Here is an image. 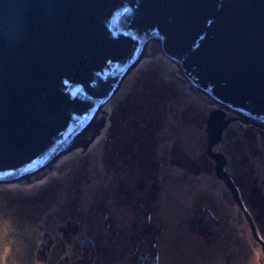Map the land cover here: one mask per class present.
I'll use <instances>...</instances> for the list:
<instances>
[{
    "label": "rangeland",
    "instance_id": "obj_1",
    "mask_svg": "<svg viewBox=\"0 0 264 264\" xmlns=\"http://www.w3.org/2000/svg\"><path fill=\"white\" fill-rule=\"evenodd\" d=\"M182 71L158 40H149L142 60L125 70L84 136L35 173L0 183V264H12L7 257L15 256V249L22 255L25 248L32 256L28 264H264V213L259 220L255 204L261 199L264 204V129L235 120L213 147L226 157L241 208L216 176L215 162L205 156L206 123L219 105ZM158 85L167 91L164 102H155ZM134 94L142 96L147 109L153 104L147 114L129 113L135 126L147 132L162 124L152 156L139 146L144 139L134 145L144 170L134 154L123 165L110 145V126ZM45 232L50 238L43 242ZM12 233H25L23 244L10 238ZM86 238L93 247H83ZM105 249L112 255H102Z\"/></svg>",
    "mask_w": 264,
    "mask_h": 264
},
{
    "label": "water",
    "instance_id": "obj_2",
    "mask_svg": "<svg viewBox=\"0 0 264 264\" xmlns=\"http://www.w3.org/2000/svg\"><path fill=\"white\" fill-rule=\"evenodd\" d=\"M151 39L219 105L206 155L243 208L213 147L235 120L264 129V0H0V183L69 150Z\"/></svg>",
    "mask_w": 264,
    "mask_h": 264
},
{
    "label": "trees",
    "instance_id": "obj_3",
    "mask_svg": "<svg viewBox=\"0 0 264 264\" xmlns=\"http://www.w3.org/2000/svg\"><path fill=\"white\" fill-rule=\"evenodd\" d=\"M150 89H151V86H150ZM172 90L173 89H170L171 95H172V92H171ZM153 95L155 98V102H158V100H159V102H161V101L164 102L165 101L164 99L167 97V91L163 87H161V85H158L155 88ZM173 96L174 95H172V97ZM141 99H143L141 95L134 94L129 99V102L127 104H123L121 106L120 116H118L115 120H113L112 125L110 126V128L112 130V140H111L110 145H111L113 156H115V158H119L123 162V165L127 166V158H129V157L132 158V156L134 154V157L139 161L138 164H139L140 168L144 170V169H146V166L144 164L143 159L140 156H138L137 153H133L134 152V145L136 144L138 138L144 139V143L139 144V146H141L142 150H144V151L147 150L145 148V146L148 147L149 150H147V151H150V156H152L154 154V145H155L154 143H155L156 133H157L158 129L162 126V124H160L157 128H156V126L155 127L149 126V130L147 132L142 131L139 126L138 127L135 126V124L133 123V119L130 117L129 113L131 114L133 112L135 113V112H141V111L145 110L146 114H147V112L152 110L151 106L153 104L150 105L149 106L150 108L148 107V109H147L146 105H143L144 102ZM152 121L154 122L153 119H152ZM159 122H161V121L158 120V121H155L154 123H159ZM261 135H264V133H261ZM252 137L253 136H251V138ZM145 144H147V145H145ZM178 146L179 145L175 146V149H174V153L176 155H178V153L180 154V150H178ZM123 150H125L126 152H124ZM126 154H127V156H126ZM205 156H207V155H205ZM207 158H209V157H207ZM199 165H201L203 168H206L203 165V163H199ZM197 168H200V167H197ZM208 169L212 170V166L209 167ZM250 195L253 197V199H255V197L258 195L256 187L253 188V190H250ZM255 204L259 208V210H258L259 213H257V218L259 220H261L260 218L262 216V213H264V204L262 203V199H261V203H257L255 201ZM42 206H44V205H40L39 209L42 208ZM261 230L264 234V226H261ZM24 234L25 233H12L10 238L13 237L12 239H14L18 242L20 241V243L23 244V240L26 239ZM16 241H14L15 244H17ZM12 246L14 249L15 246L14 245H12ZM96 247L101 249L99 244H98V246L96 244ZM62 250L58 249L59 252ZM14 253H15V256L13 254L12 257H10V256L7 257L8 262H9V258H10V261L12 264L13 263H15V264H28L29 256H31L30 248H25L22 255L19 253V250H16V249L14 250ZM102 255L109 257L112 255V253H111V251H109V249H105V253H103ZM102 259H104L103 256H102Z\"/></svg>",
    "mask_w": 264,
    "mask_h": 264
},
{
    "label": "bare ground",
    "instance_id": "obj_4",
    "mask_svg": "<svg viewBox=\"0 0 264 264\" xmlns=\"http://www.w3.org/2000/svg\"><path fill=\"white\" fill-rule=\"evenodd\" d=\"M170 60H171V59H170ZM171 61H172V60H171ZM172 62H173V61H172ZM198 91L201 92V93L203 94V91L200 90L199 88H198ZM229 113H230V112H229ZM232 114L237 115V114L234 113V112H233ZM91 124H92V123H91ZM88 127H89V126H87V127H86V126L83 127V128L81 129V131H80V132L77 134V136L75 137L76 139H73V140H72L71 144H73V143L75 142L74 140H77L78 138H80L81 135H83V134L85 135V132L87 131ZM84 135H83V136H84ZM85 137H86V136H85ZM66 147H69V146H66ZM207 157H208V156H207ZM211 160H212V159H211ZM45 163H46V162H45ZM45 163H44V164H45ZM231 194H232V193H231Z\"/></svg>",
    "mask_w": 264,
    "mask_h": 264
}]
</instances>
